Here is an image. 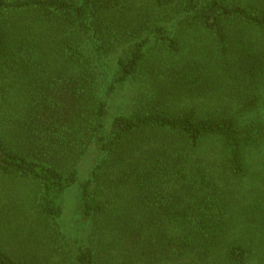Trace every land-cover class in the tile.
<instances>
[{"label": "trees", "instance_id": "obj_1", "mask_svg": "<svg viewBox=\"0 0 264 264\" xmlns=\"http://www.w3.org/2000/svg\"><path fill=\"white\" fill-rule=\"evenodd\" d=\"M0 264H264V0H0Z\"/></svg>", "mask_w": 264, "mask_h": 264}, {"label": "rangeland", "instance_id": "obj_2", "mask_svg": "<svg viewBox=\"0 0 264 264\" xmlns=\"http://www.w3.org/2000/svg\"><path fill=\"white\" fill-rule=\"evenodd\" d=\"M84 164L87 166V163L83 161ZM253 166L257 167V163L252 164ZM75 191L74 189L68 191L65 193L64 196V202H65V218L70 219L72 218L74 214V209H75Z\"/></svg>", "mask_w": 264, "mask_h": 264}]
</instances>
